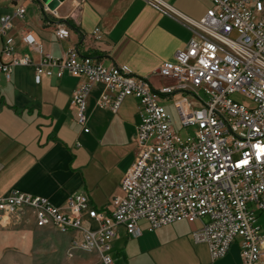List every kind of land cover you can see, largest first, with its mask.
Instances as JSON below:
<instances>
[{"label": "built area", "instance_id": "obj_1", "mask_svg": "<svg viewBox=\"0 0 264 264\" xmlns=\"http://www.w3.org/2000/svg\"><path fill=\"white\" fill-rule=\"evenodd\" d=\"M209 1L199 20L166 7L193 33L171 60L158 66L155 73L166 80L161 84L126 65H104L75 46L54 56L43 51L34 32L26 31L20 40L38 54L35 61L16 50L9 34L13 18H23L26 5L0 16V72L9 79L12 67L28 66L35 83L65 72L79 79L70 107L83 132L90 130L86 99L96 83L103 85L99 107L117 112L127 97L140 103L137 153L109 212L95 208L84 191L69 194L62 207L43 196L12 191L0 195L1 227L32 219L37 227L71 233L72 248L95 250L102 264H115L110 249L118 226L138 237L141 219L150 231L199 220L192 239L206 244L212 261L240 237L242 264H264V231L257 223V212L264 218V0ZM73 5L78 7L80 0ZM39 7L45 16L61 19L58 6ZM53 33L63 39L69 29L60 20ZM165 101L175 107L185 138L178 136ZM84 215L96 226L83 225Z\"/></svg>", "mask_w": 264, "mask_h": 264}, {"label": "crops", "instance_id": "obj_2", "mask_svg": "<svg viewBox=\"0 0 264 264\" xmlns=\"http://www.w3.org/2000/svg\"><path fill=\"white\" fill-rule=\"evenodd\" d=\"M22 4L27 12L33 0H0V16ZM210 6L209 0H80L74 7L73 0H63L57 7L61 19L45 16L39 7L37 13L13 18L9 34L16 50L35 61L38 54L20 40L26 31L34 32L43 51L54 56L75 46L104 65H126L135 75L161 84L166 80L155 73L158 66L171 60L193 33L180 16L199 20ZM60 20L69 29L63 39L53 33ZM78 83L66 72L35 83L28 66L12 67L9 79L0 72V195L20 191L62 207L69 194L84 191L95 208L111 210L122 176L137 153L140 103L127 97L117 112L99 107L96 99L103 85L96 83L86 99L90 130L83 132L70 107ZM82 223L96 226L86 215ZM23 224L40 228L32 219ZM200 224L182 220L150 231L141 219L138 237L128 236L120 225L110 254L115 264H242L235 242L212 261L206 244L192 239V230Z\"/></svg>", "mask_w": 264, "mask_h": 264}, {"label": "rangeland", "instance_id": "obj_3", "mask_svg": "<svg viewBox=\"0 0 264 264\" xmlns=\"http://www.w3.org/2000/svg\"><path fill=\"white\" fill-rule=\"evenodd\" d=\"M39 1L27 7L26 15H32L39 10ZM202 97L205 94L200 91ZM234 98L242 100L237 94ZM164 105L172 118L173 125L180 138H185L186 132L181 129L179 118L171 101ZM206 220V218H203ZM257 223L264 231V218L257 212ZM234 242L239 244L240 237ZM0 264H102L99 254L95 250L72 248L67 234L56 228H35L20 223L11 226H0Z\"/></svg>", "mask_w": 264, "mask_h": 264}, {"label": "water", "instance_id": "obj_4", "mask_svg": "<svg viewBox=\"0 0 264 264\" xmlns=\"http://www.w3.org/2000/svg\"><path fill=\"white\" fill-rule=\"evenodd\" d=\"M45 3L39 1V5L46 4L50 9H53L59 5L63 0H43Z\"/></svg>", "mask_w": 264, "mask_h": 264}]
</instances>
